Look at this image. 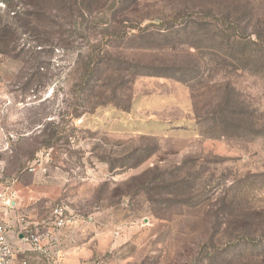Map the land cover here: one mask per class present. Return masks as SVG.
Segmentation results:
<instances>
[{
	"label": "rangeland",
	"instance_id": "obj_1",
	"mask_svg": "<svg viewBox=\"0 0 264 264\" xmlns=\"http://www.w3.org/2000/svg\"><path fill=\"white\" fill-rule=\"evenodd\" d=\"M104 9L0 54L9 264H264V0Z\"/></svg>",
	"mask_w": 264,
	"mask_h": 264
},
{
	"label": "trees",
	"instance_id": "obj_2",
	"mask_svg": "<svg viewBox=\"0 0 264 264\" xmlns=\"http://www.w3.org/2000/svg\"><path fill=\"white\" fill-rule=\"evenodd\" d=\"M42 2L50 6L49 13L47 10L41 8L38 4H25L28 6V10H17L18 4L9 5L7 13L0 15V54H12L18 50V34L23 29L27 31L32 37L30 40L34 43V46L45 47L54 46V39H51L50 32L44 31L45 29H55L53 33L59 35L61 38L64 26L76 27V22L70 20L74 17L84 19L85 16H92L94 13L105 11L109 0H41ZM23 3V2H21ZM94 7V8H93ZM43 9V13L40 11ZM103 11V12H104ZM46 12V13H45ZM67 14L68 18L64 19L67 24H61L58 21L59 17L56 16V20L53 18L52 13ZM172 23L173 28L183 25V19H174ZM162 26L166 25L165 21H161ZM170 28L164 27L163 30L167 31ZM58 32V33H57ZM22 33V32H21ZM61 33V35H60ZM63 36V35H62ZM61 41V40H60ZM59 45V44H57ZM260 46V45H259ZM263 46V45H261ZM55 47V46H54ZM97 67H94L92 71L86 73L88 78H92L96 74Z\"/></svg>",
	"mask_w": 264,
	"mask_h": 264
},
{
	"label": "built area",
	"instance_id": "obj_3",
	"mask_svg": "<svg viewBox=\"0 0 264 264\" xmlns=\"http://www.w3.org/2000/svg\"><path fill=\"white\" fill-rule=\"evenodd\" d=\"M0 197L4 198L3 195H0ZM5 205L7 208L10 207V201L5 202ZM55 215V221L53 225L57 229H61L65 227L66 220L64 219L63 210L56 209L54 212ZM47 237V234L42 231L39 232L37 230L36 232L29 234L26 237L21 238V246H19V252L22 251L25 246H32L34 250H42V241L44 238ZM22 247V248H21ZM14 257V248L11 245L9 241V233L8 228L4 223L0 222V264H9Z\"/></svg>",
	"mask_w": 264,
	"mask_h": 264
}]
</instances>
